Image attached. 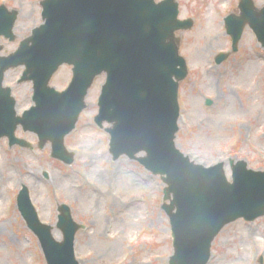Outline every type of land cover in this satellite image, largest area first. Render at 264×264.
Listing matches in <instances>:
<instances>
[{
  "label": "water",
  "instance_id": "water-1",
  "mask_svg": "<svg viewBox=\"0 0 264 264\" xmlns=\"http://www.w3.org/2000/svg\"><path fill=\"white\" fill-rule=\"evenodd\" d=\"M43 23L21 41L17 50L0 55V138L9 145L33 148L16 137L19 125L36 133L39 147L50 142L51 156L67 165L75 153L67 150L65 137L86 108L85 97L95 78L106 74L95 121L110 133V152L137 159L167 184L164 209L171 220L174 254L170 264H208L215 237L229 223L253 221L264 216V172L235 164L233 183L225 176L224 163L212 167L197 164L175 143L179 130V85L188 75L180 55L178 30H188L192 19L181 20L177 0H42ZM240 15L225 19L233 52L249 26L264 47V6L240 0ZM19 12L0 6L2 36L16 39L14 27ZM3 46H0V52ZM229 53L216 57L218 64ZM63 64L73 66V78L62 92L50 86ZM25 66L20 83H33L35 105L18 115L17 101L4 86L11 68ZM211 105V100L207 101ZM146 152L144 157H136ZM18 207L28 227L38 237L47 264H80L75 240L83 224L74 221L71 208L59 206L58 228L63 239L53 235V226L43 223L26 186L18 194Z\"/></svg>",
  "mask_w": 264,
  "mask_h": 264
},
{
  "label": "rangeland",
  "instance_id": "rangeland-1",
  "mask_svg": "<svg viewBox=\"0 0 264 264\" xmlns=\"http://www.w3.org/2000/svg\"><path fill=\"white\" fill-rule=\"evenodd\" d=\"M253 1L264 6V0ZM40 2L0 0V5L19 12L14 29L17 38L2 39L1 55L14 52L21 40L43 22ZM178 3L179 18H192L194 26L177 32L180 53L189 69L179 87L177 147L206 167L224 162L230 182L232 159L236 163L245 161L248 169L264 171V47L246 27L238 51L232 52L224 20L230 13L240 15L239 0ZM217 23L219 37L214 30ZM206 28L208 33L203 32ZM207 36L216 40H205ZM220 52L231 54L225 62L216 64L215 57ZM24 69H10L4 82L17 101L18 114L34 104L33 84L17 83ZM246 73H251L250 84L245 81ZM71 78L72 67L63 65L50 85L62 91ZM105 78L102 74L95 79L86 98V109L74 131L65 138L67 149L75 153L72 165L54 159L50 144L40 149L37 135L21 127L16 136L31 142L34 150L10 147L7 138H0V226L3 219L7 221L0 228V264H46L38 238L27 227L17 206V195L24 185L40 219L54 227L56 239L62 240V231L57 227L61 204L71 207L73 219L85 225L76 236L80 264H169L173 239L170 219L162 208L165 182L127 156L114 160L109 152V133L94 121ZM207 99L212 101L209 106ZM249 103L256 106L250 108ZM91 183L99 187L102 196L94 198ZM113 216L117 217L115 228L104 231L106 219ZM131 220H135V228L126 235L129 227L122 223ZM123 236L126 239L119 240L123 248L114 251L118 246L114 241ZM208 264H264V216L227 225L213 242Z\"/></svg>",
  "mask_w": 264,
  "mask_h": 264
},
{
  "label": "bare ground",
  "instance_id": "bare-ground-1",
  "mask_svg": "<svg viewBox=\"0 0 264 264\" xmlns=\"http://www.w3.org/2000/svg\"><path fill=\"white\" fill-rule=\"evenodd\" d=\"M214 30L216 31V34H217V36L219 37V36H220V34H219L220 30H219L218 23L216 24V28H215ZM203 32H207V33H208V29H207V28L204 29ZM204 39H205V40L208 39V40H210V41L216 40V39H215L214 37H212V36H207V38H204ZM203 50H205V48H203ZM245 75H246V76L244 77V78H245V81L247 82V84H250V75H251V73H246ZM250 100H251V99H249V101H250ZM249 105H250V108H253V107L256 106L255 104H252V103H249ZM101 175H103L102 172H101ZM89 186H91V188H92V191H93V194H94V198L103 195V193L100 191L99 187H97L95 183H91V184H89ZM96 199H99V198H96ZM116 220H117V217H116V216L108 217V218L106 219V221H105L104 226H103L104 231H105V230H106V231H109L110 228H111V229H114V228H115V225H116ZM6 222H7V221L3 219L0 228H2V227L4 226V223H6ZM122 224H124L126 227H129V228H128V233H126V235H129V234H131V232H132L133 229L135 228V224H136V223H135V220H131V221H129V223H127V224H125V223H122ZM118 228H119V226H118ZM116 238H117V237H116ZM125 239H126V236H123V237H119V238H117L116 241H114V245L117 244L118 246H114V249H113V250H114V251H119V248L122 247V244L119 243V240H120V242H123ZM122 248H123V247H122Z\"/></svg>",
  "mask_w": 264,
  "mask_h": 264
}]
</instances>
